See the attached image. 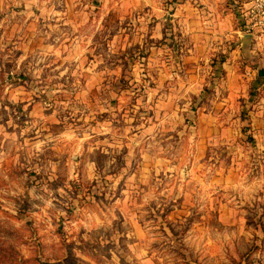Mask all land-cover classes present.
<instances>
[{"label": "rangeland", "instance_id": "374dc122", "mask_svg": "<svg viewBox=\"0 0 264 264\" xmlns=\"http://www.w3.org/2000/svg\"><path fill=\"white\" fill-rule=\"evenodd\" d=\"M218 2L0 0V264H264V0Z\"/></svg>", "mask_w": 264, "mask_h": 264}, {"label": "crops", "instance_id": "0c3cea01", "mask_svg": "<svg viewBox=\"0 0 264 264\" xmlns=\"http://www.w3.org/2000/svg\"><path fill=\"white\" fill-rule=\"evenodd\" d=\"M203 2L205 3V5H207L210 9L206 11V13H210V15H212L213 20H222L221 14H223V12L220 14L219 11H217L216 9H214V7L216 8V6L219 5L218 0H203ZM232 13H227L225 15L226 19H230Z\"/></svg>", "mask_w": 264, "mask_h": 264}, {"label": "trees", "instance_id": "16d2710c", "mask_svg": "<svg viewBox=\"0 0 264 264\" xmlns=\"http://www.w3.org/2000/svg\"><path fill=\"white\" fill-rule=\"evenodd\" d=\"M261 73L263 72V70L260 71Z\"/></svg>", "mask_w": 264, "mask_h": 264}]
</instances>
